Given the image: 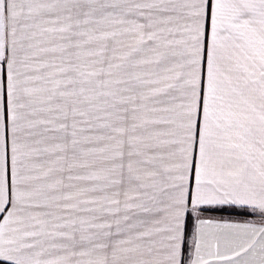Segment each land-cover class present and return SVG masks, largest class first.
I'll return each instance as SVG.
<instances>
[{"label":"snow or ice","instance_id":"snow-or-ice-1","mask_svg":"<svg viewBox=\"0 0 264 264\" xmlns=\"http://www.w3.org/2000/svg\"><path fill=\"white\" fill-rule=\"evenodd\" d=\"M0 262L264 264V0H0Z\"/></svg>","mask_w":264,"mask_h":264},{"label":"crops","instance_id":"crops-1","mask_svg":"<svg viewBox=\"0 0 264 264\" xmlns=\"http://www.w3.org/2000/svg\"><path fill=\"white\" fill-rule=\"evenodd\" d=\"M205 215L208 218L214 219V220L239 221V220H251L250 219L252 217L251 215H255V214L242 215L233 210L224 209V210H213V211L207 212ZM190 244H191V235L189 236V245ZM0 264H2V262H0Z\"/></svg>","mask_w":264,"mask_h":264},{"label":"trees","instance_id":"trees-1","mask_svg":"<svg viewBox=\"0 0 264 264\" xmlns=\"http://www.w3.org/2000/svg\"><path fill=\"white\" fill-rule=\"evenodd\" d=\"M252 217L250 219H255L257 218L255 215H251Z\"/></svg>","mask_w":264,"mask_h":264}]
</instances>
